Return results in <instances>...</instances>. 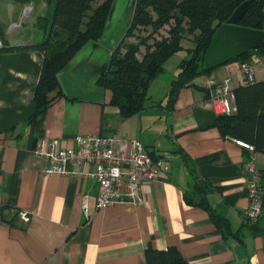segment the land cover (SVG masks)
I'll list each match as a JSON object with an SVG mask.
<instances>
[{"label": "crops", "instance_id": "obj_1", "mask_svg": "<svg viewBox=\"0 0 264 264\" xmlns=\"http://www.w3.org/2000/svg\"><path fill=\"white\" fill-rule=\"evenodd\" d=\"M54 5V0H0V264H146L149 244L158 250L176 247L190 264H264V216L256 223L247 216L250 151L214 126L220 114L212 89L204 86L230 78L239 87L243 60L197 77L194 82L205 88H182L172 110L164 106L166 93L163 101L153 96L154 105L124 119L110 104L112 92L95 84L103 89L102 100L75 99L62 88L64 95L53 92L47 110L32 119L45 62L40 45L50 34V22L44 28L40 19L51 18ZM122 15L116 21L113 14L112 27ZM89 46L74 66L97 59L91 84L108 70L114 50ZM89 133L140 139L151 151L171 156L167 177L148 185L144 205L116 202L98 209L95 180L42 173L48 161L36 149L43 139L67 148ZM256 167L264 170L263 152H256ZM211 211L229 219L231 234L215 225ZM21 212L30 220L23 221Z\"/></svg>", "mask_w": 264, "mask_h": 264}, {"label": "trees", "instance_id": "obj_2", "mask_svg": "<svg viewBox=\"0 0 264 264\" xmlns=\"http://www.w3.org/2000/svg\"><path fill=\"white\" fill-rule=\"evenodd\" d=\"M13 1L26 4L33 0ZM96 1L55 0L52 17L40 19V26L44 28L50 22V34L40 45L45 51V62L32 119L47 110L53 101V92L56 96L64 95L59 73L86 45L99 43L103 38L115 0H101L94 6ZM246 1L249 0H134L130 26L112 53L110 67L97 82L112 92L110 104L118 107L124 119L154 105L151 87L165 72L167 61L181 50H186L189 56L180 61L164 106L172 110L184 87L204 89L194 80L214 70L204 66L211 40L217 29ZM251 1L239 25L264 30V0ZM148 29L147 36L136 34ZM135 36L136 41L126 42ZM186 40L190 45H185ZM256 56L264 57V45L240 59L246 61ZM235 93L237 112L219 115L214 126L223 137L251 143L256 152L264 153V79L243 83L235 88ZM261 173L264 178V170ZM203 203L207 205L205 200ZM211 218L225 234L232 233L228 218L212 211ZM145 258L146 264H190L176 247L158 250L149 244Z\"/></svg>", "mask_w": 264, "mask_h": 264}, {"label": "built area", "instance_id": "obj_3", "mask_svg": "<svg viewBox=\"0 0 264 264\" xmlns=\"http://www.w3.org/2000/svg\"><path fill=\"white\" fill-rule=\"evenodd\" d=\"M3 47L4 41L0 36V49ZM256 59L264 68V57ZM241 68L243 83L258 80L254 59L243 61ZM204 86L212 89V99L220 115L230 116L237 112L235 88L230 78L222 82L210 79ZM236 143L250 151L245 165L249 198L247 216L251 223H256L264 216L262 173L256 167L255 146L239 139ZM152 152L140 139L89 133L76 136L75 145L67 148L62 147L57 139L45 138L36 149V156L48 161L42 170L44 175L59 174L95 180L98 184L96 207L101 209L116 202L133 205L147 202L148 185L166 178L171 167L168 153ZM83 208L85 215L89 216L87 199ZM20 217L25 222L30 220L26 212H21Z\"/></svg>", "mask_w": 264, "mask_h": 264}, {"label": "water", "instance_id": "obj_4", "mask_svg": "<svg viewBox=\"0 0 264 264\" xmlns=\"http://www.w3.org/2000/svg\"><path fill=\"white\" fill-rule=\"evenodd\" d=\"M251 0L242 3L215 32L204 56V66L207 70L215 69L225 63L238 59L251 50L264 45V30H255L239 25L240 19L247 12ZM134 1L126 8L121 22L112 27V17L116 8L114 4L106 25L103 38L98 45L114 50L126 34L132 17ZM97 59L83 66H74L73 60L59 73L60 84L66 95L75 99L102 100L103 89H95L102 73L90 84V76H94ZM105 72V71H104ZM205 182L200 180V183Z\"/></svg>", "mask_w": 264, "mask_h": 264}, {"label": "rangeland", "instance_id": "obj_5", "mask_svg": "<svg viewBox=\"0 0 264 264\" xmlns=\"http://www.w3.org/2000/svg\"><path fill=\"white\" fill-rule=\"evenodd\" d=\"M99 2H101V0L99 1L97 0L94 3V6H96ZM128 2L129 0H115L114 4L116 5V8L114 11V17H113L114 20L116 21L119 20L120 16L123 14L125 9L127 8ZM52 15H53V10L50 11V17H52ZM149 33H150L149 29L136 32L137 35H143V36H147ZM136 40H137V37L135 36V37L127 38L126 42H131V41H136ZM184 43L185 45H190L189 40L184 41ZM89 51H91V47L88 44L82 50L78 52V54L75 56V59H78V61L79 60L82 61L85 58L87 52ZM188 56L189 54L186 50H181L177 52L176 54H174L172 58H170L169 61L166 63V71L158 78V80H156L153 83L151 87V92L154 94L153 96H154V99H156V101H159V100L163 101L165 99V95L170 87V84H169L170 79L177 72L180 61L183 58H187ZM231 85L233 86L232 82H231Z\"/></svg>", "mask_w": 264, "mask_h": 264}]
</instances>
